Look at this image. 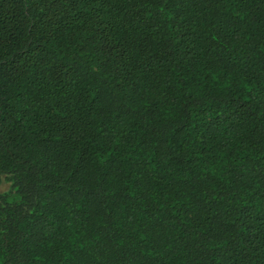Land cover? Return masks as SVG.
Returning a JSON list of instances; mask_svg holds the SVG:
<instances>
[{"label":"trees","instance_id":"obj_1","mask_svg":"<svg viewBox=\"0 0 264 264\" xmlns=\"http://www.w3.org/2000/svg\"><path fill=\"white\" fill-rule=\"evenodd\" d=\"M0 264H264V0H0Z\"/></svg>","mask_w":264,"mask_h":264},{"label":"rangeland","instance_id":"obj_2","mask_svg":"<svg viewBox=\"0 0 264 264\" xmlns=\"http://www.w3.org/2000/svg\"><path fill=\"white\" fill-rule=\"evenodd\" d=\"M10 186H11V184L9 185L7 183H4V184L0 185V192L8 190Z\"/></svg>","mask_w":264,"mask_h":264}]
</instances>
